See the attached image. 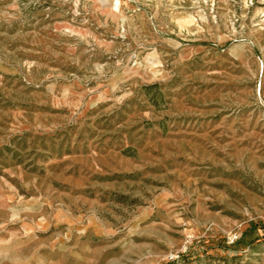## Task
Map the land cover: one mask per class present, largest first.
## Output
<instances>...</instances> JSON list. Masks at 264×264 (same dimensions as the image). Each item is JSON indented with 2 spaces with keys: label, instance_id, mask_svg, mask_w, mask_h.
Returning a JSON list of instances; mask_svg holds the SVG:
<instances>
[{
  "label": "rangeland",
  "instance_id": "1",
  "mask_svg": "<svg viewBox=\"0 0 264 264\" xmlns=\"http://www.w3.org/2000/svg\"><path fill=\"white\" fill-rule=\"evenodd\" d=\"M0 264H264V0H0Z\"/></svg>",
  "mask_w": 264,
  "mask_h": 264
}]
</instances>
